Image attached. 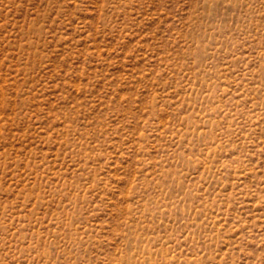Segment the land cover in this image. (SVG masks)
<instances>
[{"label": "rangeland", "instance_id": "obj_1", "mask_svg": "<svg viewBox=\"0 0 264 264\" xmlns=\"http://www.w3.org/2000/svg\"><path fill=\"white\" fill-rule=\"evenodd\" d=\"M0 264H264V0H0Z\"/></svg>", "mask_w": 264, "mask_h": 264}]
</instances>
